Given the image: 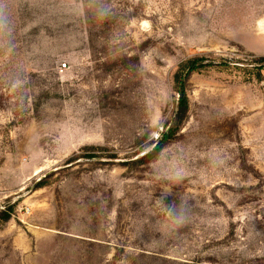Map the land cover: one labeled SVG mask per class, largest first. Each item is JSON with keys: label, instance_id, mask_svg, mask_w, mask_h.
<instances>
[{"label": "rangeland", "instance_id": "1", "mask_svg": "<svg viewBox=\"0 0 264 264\" xmlns=\"http://www.w3.org/2000/svg\"><path fill=\"white\" fill-rule=\"evenodd\" d=\"M0 20V264H264V0H0Z\"/></svg>", "mask_w": 264, "mask_h": 264}, {"label": "trees", "instance_id": "2", "mask_svg": "<svg viewBox=\"0 0 264 264\" xmlns=\"http://www.w3.org/2000/svg\"><path fill=\"white\" fill-rule=\"evenodd\" d=\"M205 61H206V59H204L202 57L192 58V59L180 64L178 70L176 71L175 80H176V84H177L176 87H177V91L179 93V97L177 99L176 106H175V114H174L175 126L170 127L168 130H166L164 132L162 138L160 139V143L171 138L174 135L178 125L186 117L187 100H186L185 91H184L186 78L190 75V73L192 71H195L199 68L210 65V64H208L209 62H205ZM249 64L253 65V67H255L256 72H254V73L257 75L256 77H260L261 73L264 72V70H263L264 69V56H259L256 58L253 57V59L250 60ZM156 150H157V147H156ZM7 217H8V215H6V214H3L1 216V218L4 220L7 219Z\"/></svg>", "mask_w": 264, "mask_h": 264}, {"label": "clouds", "instance_id": "3", "mask_svg": "<svg viewBox=\"0 0 264 264\" xmlns=\"http://www.w3.org/2000/svg\"><path fill=\"white\" fill-rule=\"evenodd\" d=\"M110 13V8H100L97 11V15L103 19L106 18ZM5 27V23L3 20H0V30H2ZM167 211L170 215L174 218V226L175 228L179 229L180 227H183L185 224V217L182 215L179 211H176L174 208H168Z\"/></svg>", "mask_w": 264, "mask_h": 264}]
</instances>
